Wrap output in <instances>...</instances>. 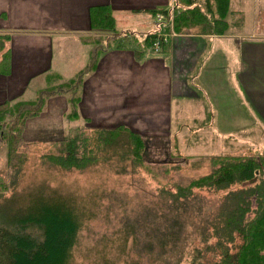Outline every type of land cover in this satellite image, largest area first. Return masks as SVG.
Returning <instances> with one entry per match:
<instances>
[{"label": "crops", "instance_id": "crops-1", "mask_svg": "<svg viewBox=\"0 0 264 264\" xmlns=\"http://www.w3.org/2000/svg\"><path fill=\"white\" fill-rule=\"evenodd\" d=\"M174 5L175 0H0V33L9 34L4 61L0 54V103L32 100L48 79L55 84L83 71L74 89L79 95L73 105L77 116L68 122H170L175 119L173 108L181 114L199 97L200 115H181L183 120L264 122V0H229L227 30L207 34L170 28ZM102 7L113 16L117 35L92 26L91 17ZM161 9L170 11L169 24L155 21ZM132 16L138 20H129ZM144 30L155 33L149 48ZM124 32L128 49L121 46ZM157 35H164L166 42L154 51ZM54 41L60 50L57 58ZM80 45L87 48L79 53ZM92 48L98 55L86 71ZM84 57L86 63L79 67ZM229 79L233 88L225 86ZM62 100V115L67 116L65 94H55L25 124L56 121Z\"/></svg>", "mask_w": 264, "mask_h": 264}, {"label": "trees", "instance_id": "trees-1", "mask_svg": "<svg viewBox=\"0 0 264 264\" xmlns=\"http://www.w3.org/2000/svg\"><path fill=\"white\" fill-rule=\"evenodd\" d=\"M205 3L175 0L172 29L177 33H224L229 25L226 21L229 0H205ZM159 11L169 24L170 11ZM91 23L108 29L112 35L117 32L106 7L91 17ZM154 36L153 32L147 33L144 39L147 48ZM8 40V33H0L2 61L8 55ZM163 45L164 42L160 50ZM97 55L92 48L86 71L96 62ZM82 72L55 84L48 79V85L40 88L32 100L0 103V140L7 149L5 165L12 169L0 188V264H76L74 252L80 243L84 221L95 217V208L87 200H77L71 192L51 188L44 182L36 183L33 188L19 187V171L26 156L17 147L25 119L40 113L46 98L61 93L69 95L70 112L66 117L72 120L77 116L73 105L79 95L74 89L82 82ZM97 129L96 135L76 131L73 136L60 138L53 143L55 151L42 156L41 164L81 170L88 165L116 162L122 163V172H129L127 167L130 171L145 167L147 136L125 124ZM210 161L212 168L207 173L171 188L165 185L157 188L160 222L144 221L134 212L132 219L124 223L125 233L140 240L146 234L152 255L171 252L174 239H185L183 222L192 217L188 205L209 217L198 225V236L202 235V239L201 247L195 250L199 257L187 255L186 264H264V155L213 156ZM202 190L221 192L214 209L204 208L205 201L199 193ZM124 238L126 235L121 237L119 248L125 245ZM180 258H174V263L179 264ZM100 259L107 261L103 255Z\"/></svg>", "mask_w": 264, "mask_h": 264}, {"label": "rangeland", "instance_id": "rangeland-1", "mask_svg": "<svg viewBox=\"0 0 264 264\" xmlns=\"http://www.w3.org/2000/svg\"><path fill=\"white\" fill-rule=\"evenodd\" d=\"M144 16L149 18L147 14ZM129 20H138V17L132 16ZM118 25L122 27L121 23ZM230 31H238V28L231 27ZM142 33L144 36L147 32L144 30ZM124 37L125 34L121 36V46L128 49L131 46L124 41ZM80 46L79 53L87 48ZM53 49L54 58L59 57L60 50L56 41ZM85 61L86 57L79 67H83ZM194 80L195 78L191 79L192 82ZM208 80L216 84L215 79ZM225 86L233 88L234 81L226 80ZM200 87L203 86L198 88ZM24 97H30L28 92ZM202 101V97L192 99L188 109L184 107L181 114L178 108H173L175 119L170 122H68L67 117L62 115L64 108L66 111L62 100L56 121L52 118L51 122H41L39 119L26 122L19 134L20 143L17 147L18 152H23L26 156L22 170L19 171V187L33 188L36 183L44 182L51 185V188H63L71 192L77 200H87L88 204L95 208V217L84 221L80 243L74 252L76 264H97V260L101 261L100 264H178L174 263V258L179 256V264H186L187 255L194 259L199 257L195 250V247H201L202 239V235L198 236V225L209 216H203L188 205L186 206L188 211H192V217L183 222L182 232L185 239H174L175 245L171 243V252L167 251L161 255H152L146 234L136 233L139 236L144 235L141 240L127 235L124 223L132 219L134 212L143 217L144 221L154 224L160 222L157 188L162 185L171 188L174 184H184L207 173L212 168L210 158L213 156L264 155V122H232L226 119L217 122L215 118L205 122H187L182 119L181 115H200ZM117 124H125L149 139L145 150V167L135 171H130L127 167L129 172H122V163L116 162L88 165L81 170H66L41 164L42 156L54 152L53 143L58 142L60 138L73 136L76 131L80 134L83 132L96 135L97 128ZM2 143L0 140V188H3L5 179L12 174V169L5 165L7 149ZM199 193L205 201L204 208L210 206L214 209L221 196L220 191L209 193L202 190ZM153 223H150L149 227H152ZM125 235V245L119 248L121 237ZM102 255L106 256L107 261L102 262Z\"/></svg>", "mask_w": 264, "mask_h": 264}, {"label": "built area", "instance_id": "built-area-1", "mask_svg": "<svg viewBox=\"0 0 264 264\" xmlns=\"http://www.w3.org/2000/svg\"><path fill=\"white\" fill-rule=\"evenodd\" d=\"M156 21H157V22H162V21H164V14H162V13H158V14L156 15ZM158 24H159V23H158ZM163 42H166V38H165V36H164V35H161V36H160V35H157L156 40L154 41L153 46L151 47L152 50H154V51H158L159 48H160L161 43H163Z\"/></svg>", "mask_w": 264, "mask_h": 264}]
</instances>
